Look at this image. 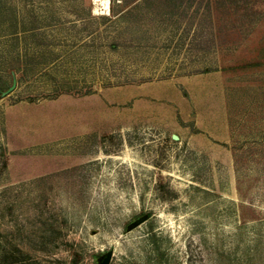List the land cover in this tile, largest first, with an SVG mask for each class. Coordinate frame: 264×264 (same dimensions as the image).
<instances>
[{
  "label": "rangeland",
  "instance_id": "rangeland-1",
  "mask_svg": "<svg viewBox=\"0 0 264 264\" xmlns=\"http://www.w3.org/2000/svg\"><path fill=\"white\" fill-rule=\"evenodd\" d=\"M104 1L0 0V264H264V0Z\"/></svg>",
  "mask_w": 264,
  "mask_h": 264
},
{
  "label": "bare ground",
  "instance_id": "bare-ground-1",
  "mask_svg": "<svg viewBox=\"0 0 264 264\" xmlns=\"http://www.w3.org/2000/svg\"><path fill=\"white\" fill-rule=\"evenodd\" d=\"M103 3L105 4V9L109 10V1L105 0Z\"/></svg>",
  "mask_w": 264,
  "mask_h": 264
},
{
  "label": "trees",
  "instance_id": "trees-1",
  "mask_svg": "<svg viewBox=\"0 0 264 264\" xmlns=\"http://www.w3.org/2000/svg\"><path fill=\"white\" fill-rule=\"evenodd\" d=\"M220 1H221V0H218V2H220ZM14 33H16V32H14ZM11 69L13 70V69H14V67H12V66H11Z\"/></svg>",
  "mask_w": 264,
  "mask_h": 264
}]
</instances>
